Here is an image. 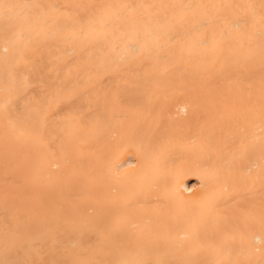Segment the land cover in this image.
Returning a JSON list of instances; mask_svg holds the SVG:
<instances>
[{"label":"bare ground","instance_id":"6f19581e","mask_svg":"<svg viewBox=\"0 0 264 264\" xmlns=\"http://www.w3.org/2000/svg\"><path fill=\"white\" fill-rule=\"evenodd\" d=\"M0 264H264V0H0Z\"/></svg>","mask_w":264,"mask_h":264}]
</instances>
